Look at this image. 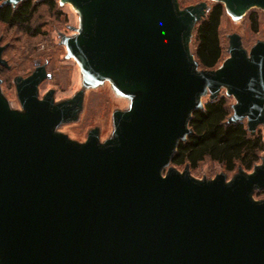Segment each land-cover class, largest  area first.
<instances>
[{"label": "water", "instance_id": "obj_1", "mask_svg": "<svg viewBox=\"0 0 264 264\" xmlns=\"http://www.w3.org/2000/svg\"><path fill=\"white\" fill-rule=\"evenodd\" d=\"M58 1L81 20L60 44L82 85L108 79L131 103L113 111L109 139L94 128L78 143L56 130L77 121L83 89L58 103L53 90L39 98L50 74L36 65L13 79L21 110L0 91V264H264V199L253 198L264 191V158L229 179L171 166L205 95L224 88L235 100L226 123L245 122L250 135L264 128V41L247 51L232 33L222 64L199 69L190 41L206 2ZM216 1L235 20L264 11V0Z\"/></svg>", "mask_w": 264, "mask_h": 264}, {"label": "rangeland", "instance_id": "obj_2", "mask_svg": "<svg viewBox=\"0 0 264 264\" xmlns=\"http://www.w3.org/2000/svg\"><path fill=\"white\" fill-rule=\"evenodd\" d=\"M31 1L35 3L40 0ZM53 1L55 7L50 9L48 4L43 3L42 0L32 16L31 29H38L39 31L35 36L28 35L20 27H8L0 23V45L5 47L2 58L8 65V69L0 66L1 94L7 100L10 108L21 110L16 98L13 79L17 76L23 78L29 76L35 63L45 64L50 78L40 84L38 88L39 98H42L47 91L54 90V102L58 103L71 98L81 89L84 91L83 106L77 121L62 124L56 131L65 134L75 142L83 143L86 140L87 133L91 129L97 128L99 130V140L103 142L109 139L113 133V111L128 110L131 97L117 94L112 82L108 79L103 80L97 86L84 87L82 85L80 65L74 58H66L67 50L60 44L61 35L75 36L76 32L73 29L80 28L79 14L70 3L60 5L58 0ZM177 2L180 8L206 2L208 9L214 3H218L216 0H177ZM251 13L258 15V26L255 33L250 30L248 16ZM232 33H236L241 37L242 46L247 51L257 41H264V11L252 8L236 20L226 12L223 13L219 26V38L223 54L217 67L228 57L226 52L228 46L227 36ZM190 51L193 54L194 33L191 36ZM199 69L202 68L199 66ZM220 96L227 99L226 105L232 113L231 105L235 103L234 98L227 96L224 88L221 89L218 97ZM207 101L208 95L201 98L203 105ZM258 132L264 137L262 126H258L256 133ZM262 158H264V152L260 154V160L255 165L260 164ZM185 166L173 167L182 172ZM236 171L226 172L222 166L209 159L200 162L196 169L189 168L190 175L199 180L202 178L212 179L219 173L225 174L229 179ZM251 171L245 170L247 173ZM259 192L254 194L253 198L255 200L264 199V191Z\"/></svg>", "mask_w": 264, "mask_h": 264}, {"label": "trees", "instance_id": "obj_3", "mask_svg": "<svg viewBox=\"0 0 264 264\" xmlns=\"http://www.w3.org/2000/svg\"><path fill=\"white\" fill-rule=\"evenodd\" d=\"M0 0V23L8 27H20L25 33L35 36L38 29H31V19L42 0L33 3L24 0L16 7L3 4ZM50 9L55 7L53 0H43ZM223 5L214 3L207 11L206 16L199 22L194 33V57L202 69H215L220 63L223 48L219 38V26L223 13ZM250 30L257 32L258 15L251 13L248 16ZM224 96L216 100L207 101L203 109L193 112L189 121L192 134L177 146L171 160V165L196 169L205 159L218 163L226 172H234L238 167L250 171L260 160L264 152V137L258 132L250 135L246 130L245 122L227 124L231 115ZM260 192H255L257 194Z\"/></svg>", "mask_w": 264, "mask_h": 264}, {"label": "flooded vegetation", "instance_id": "obj_4", "mask_svg": "<svg viewBox=\"0 0 264 264\" xmlns=\"http://www.w3.org/2000/svg\"><path fill=\"white\" fill-rule=\"evenodd\" d=\"M0 42H1V39H0ZM36 65H45V64H40V63L37 64V63H35V64H34V68H35ZM5 69H6V68H5ZM45 69H46V65H45ZM33 70H34V69H33ZM46 72H47V71H46ZM22 78H23V77H22ZM39 86H40V85H39ZM38 88H39V87H38ZM53 91H54V90H53ZM38 97H39V96H38ZM83 99H84V98H83Z\"/></svg>", "mask_w": 264, "mask_h": 264}]
</instances>
